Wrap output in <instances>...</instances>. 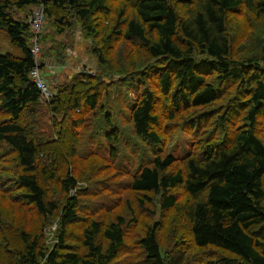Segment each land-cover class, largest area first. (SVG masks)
I'll list each match as a JSON object with an SVG mask.
<instances>
[{"label":"trees","instance_id":"obj_1","mask_svg":"<svg viewBox=\"0 0 264 264\" xmlns=\"http://www.w3.org/2000/svg\"><path fill=\"white\" fill-rule=\"evenodd\" d=\"M38 4L41 60L74 30L97 58L48 99ZM0 27V264H264V0H0Z\"/></svg>","mask_w":264,"mask_h":264},{"label":"rangeland","instance_id":"obj_2","mask_svg":"<svg viewBox=\"0 0 264 264\" xmlns=\"http://www.w3.org/2000/svg\"><path fill=\"white\" fill-rule=\"evenodd\" d=\"M33 6V5H32ZM64 46L56 44L58 50L65 51V59L55 61L49 56L42 57L43 65L40 68L42 77L47 81L51 89L52 82L62 80L67 75L76 70L84 68L93 71L97 65V58L90 47V41L84 38L78 30L67 31L58 35ZM0 50L2 52L15 51L16 47L11 43L10 37L5 28L0 27ZM52 90V89H51ZM190 139L187 134H181L178 139L172 144L169 152L183 156L189 150Z\"/></svg>","mask_w":264,"mask_h":264},{"label":"built area","instance_id":"obj_3","mask_svg":"<svg viewBox=\"0 0 264 264\" xmlns=\"http://www.w3.org/2000/svg\"><path fill=\"white\" fill-rule=\"evenodd\" d=\"M28 23L30 24L31 31L33 32L32 41V52L35 57V63L31 68V75L35 83L41 89L45 98H50L53 95V91L49 88L47 81L42 77L41 68V44L40 35L46 23V16L43 5H35L33 11L28 16ZM53 228L56 225L52 226Z\"/></svg>","mask_w":264,"mask_h":264}]
</instances>
